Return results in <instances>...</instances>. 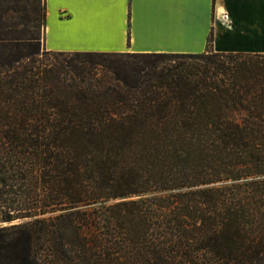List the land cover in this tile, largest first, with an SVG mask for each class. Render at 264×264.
Wrapping results in <instances>:
<instances>
[{
  "label": "trees",
  "instance_id": "1",
  "mask_svg": "<svg viewBox=\"0 0 264 264\" xmlns=\"http://www.w3.org/2000/svg\"><path fill=\"white\" fill-rule=\"evenodd\" d=\"M33 1L0 0L3 264H264V52L113 66Z\"/></svg>",
  "mask_w": 264,
  "mask_h": 264
},
{
  "label": "crops",
  "instance_id": "2",
  "mask_svg": "<svg viewBox=\"0 0 264 264\" xmlns=\"http://www.w3.org/2000/svg\"><path fill=\"white\" fill-rule=\"evenodd\" d=\"M43 48L264 52V0H43Z\"/></svg>",
  "mask_w": 264,
  "mask_h": 264
},
{
  "label": "rangeland",
  "instance_id": "3",
  "mask_svg": "<svg viewBox=\"0 0 264 264\" xmlns=\"http://www.w3.org/2000/svg\"><path fill=\"white\" fill-rule=\"evenodd\" d=\"M30 2L32 4H34L33 0H30ZM42 5H43V0H40V6L42 7ZM32 30H34V29H32ZM124 53H127V54L124 56H119V57H116L114 59H111L113 66L123 64V65H127V68L130 69L131 66L134 65V64H132V62L137 61L138 59L141 58L139 56H135V55L131 54L133 52H130V51L124 52ZM5 198H7L6 195L3 196L2 200ZM26 221H28L27 218L16 219V220H12V221H2V222H0V227L1 226H8L9 227L12 224H17V223L26 222ZM8 231H9L8 232L9 234H6V240H14L20 236L19 233H14L13 228L11 230H8ZM0 264H3V261L1 260V258H0Z\"/></svg>",
  "mask_w": 264,
  "mask_h": 264
}]
</instances>
